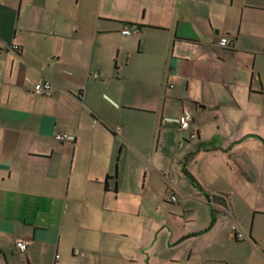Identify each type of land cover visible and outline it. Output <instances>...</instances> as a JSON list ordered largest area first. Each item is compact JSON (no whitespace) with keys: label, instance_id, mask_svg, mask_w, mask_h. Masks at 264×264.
<instances>
[{"label":"crops","instance_id":"crops-1","mask_svg":"<svg viewBox=\"0 0 264 264\" xmlns=\"http://www.w3.org/2000/svg\"><path fill=\"white\" fill-rule=\"evenodd\" d=\"M0 264H264V0H0Z\"/></svg>","mask_w":264,"mask_h":264},{"label":"built area","instance_id":"built-area-1","mask_svg":"<svg viewBox=\"0 0 264 264\" xmlns=\"http://www.w3.org/2000/svg\"><path fill=\"white\" fill-rule=\"evenodd\" d=\"M134 30L128 27H124L120 30V33L122 35H129L131 34V32H133ZM220 46L225 47L226 46V42L225 41H220L219 42ZM33 91L35 94L37 95H42V96H51V83L49 80H44L42 82L36 83L33 87ZM78 99L81 101L82 100V96L78 95ZM177 125H178V129L181 131H186L189 129L190 123L192 121V116L191 114L186 110L183 109L180 114L177 116ZM166 122L165 119L160 120V125H164ZM195 134L190 133V138H194ZM68 138V136L62 132H58L54 135V140L57 142H61L64 141ZM166 201L168 202H174L176 200L175 196H165L164 198ZM222 210L226 211L225 208H221ZM232 235L234 238H236L237 240H241L244 239V234L238 229V226L233 223L230 227ZM29 241L27 240H19L16 241L14 244V247L19 250L20 252H24L26 250V248L29 245Z\"/></svg>","mask_w":264,"mask_h":264},{"label":"water","instance_id":"water-1","mask_svg":"<svg viewBox=\"0 0 264 264\" xmlns=\"http://www.w3.org/2000/svg\"><path fill=\"white\" fill-rule=\"evenodd\" d=\"M217 209L221 210L219 207Z\"/></svg>","mask_w":264,"mask_h":264}]
</instances>
